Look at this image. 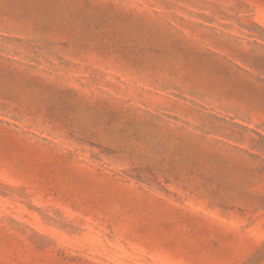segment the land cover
Instances as JSON below:
<instances>
[{"label": "rangeland", "instance_id": "374dc122", "mask_svg": "<svg viewBox=\"0 0 264 264\" xmlns=\"http://www.w3.org/2000/svg\"><path fill=\"white\" fill-rule=\"evenodd\" d=\"M0 264H264V0H0Z\"/></svg>", "mask_w": 264, "mask_h": 264}]
</instances>
